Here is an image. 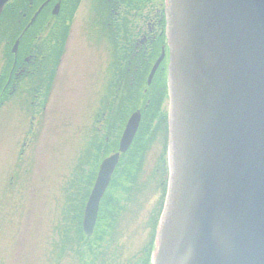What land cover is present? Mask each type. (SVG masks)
Here are the masks:
<instances>
[{
	"label": "flooded vegetation",
	"instance_id": "1",
	"mask_svg": "<svg viewBox=\"0 0 264 264\" xmlns=\"http://www.w3.org/2000/svg\"><path fill=\"white\" fill-rule=\"evenodd\" d=\"M46 1L22 0L25 7L36 8L29 17L24 12L23 30ZM82 1L48 0L28 30L34 25L36 29L28 37H24L28 31L23 36L21 33L13 36L12 47L1 54L0 135L4 136L2 140L6 143L3 158H17L10 173L7 169L9 164L1 171L2 179H22L23 182L53 179L50 165L57 150L63 149L69 171L64 175L65 211L69 216H75V228L81 244L96 241L94 252L98 248L102 258L100 264H105L109 258V255L105 256L106 244H110L111 233L122 213L127 211L132 199L142 193L145 184L149 187L156 182L159 194L146 224L145 244L125 263L153 264L169 184L168 0H91L93 17L89 29L97 30L101 45L105 43L102 42L105 40L103 30L108 32L101 55L107 57L106 71L111 80L104 94V71L99 69L98 74L95 73L96 80L92 84L96 92L90 97L96 98L98 108L90 124L86 123L85 114L81 122L74 120L69 106L73 93L71 36ZM139 17L146 27L136 25ZM46 27L48 31H43ZM18 38L19 45L14 51ZM163 52L164 58L149 83L152 68ZM153 56H157L154 61L151 59ZM86 66L89 67V63ZM84 83L88 82L84 80ZM88 86L83 98L88 96ZM125 100L128 102L126 113L122 106ZM136 112L140 113L139 128L126 152L120 153L110 183L100 200L94 231L88 235L84 231L83 219L101 165L120 151L123 132ZM159 131L163 135L165 153L160 156L152 179L140 183L150 142ZM140 141L145 146H138ZM76 146L77 153L72 155ZM141 148L142 156L139 155L136 163L132 164L138 166L137 172L127 175L128 162L139 154ZM155 176L159 178L154 179ZM19 195L27 199L24 192ZM28 196L31 200L36 193ZM87 250L86 247L85 252Z\"/></svg>",
	"mask_w": 264,
	"mask_h": 264
},
{
	"label": "water",
	"instance_id": "2",
	"mask_svg": "<svg viewBox=\"0 0 264 264\" xmlns=\"http://www.w3.org/2000/svg\"><path fill=\"white\" fill-rule=\"evenodd\" d=\"M167 12L169 184L153 264H264V0H168ZM139 124L136 112L101 165L88 235Z\"/></svg>",
	"mask_w": 264,
	"mask_h": 264
},
{
	"label": "rangeland",
	"instance_id": "3",
	"mask_svg": "<svg viewBox=\"0 0 264 264\" xmlns=\"http://www.w3.org/2000/svg\"><path fill=\"white\" fill-rule=\"evenodd\" d=\"M91 5V0L82 1L73 24L71 36L73 93L72 103H69L74 120L81 122V117L85 114L88 124L93 122L92 118L98 108L96 98L90 97L96 92L92 84L96 80L95 73L98 74L99 69L104 71V94L108 91L111 80V75L106 71L107 57L101 55V50L106 46V39L109 37L106 34L108 32L103 30L105 40L102 42L105 43L101 45V40L96 35L97 30L89 29L93 17ZM137 19L136 25L146 27L140 17ZM11 28L8 21L0 22V57L12 47L15 37L18 36ZM46 30L48 31V27L43 31ZM83 59L87 61L83 63ZM87 63L89 67L86 66ZM84 80L88 83H84ZM87 84L88 96L83 98ZM165 105H169L168 101ZM2 139L4 136L0 135V264H100L102 258L99 257L98 248L96 252H92L89 247L83 255L78 254V249L87 245L81 244L75 228L77 224L75 216H69L65 211L64 175L69 171L64 162V150H57L53 156V164L50 165L53 179H28L24 182L22 179H2L4 176L1 171L9 164L7 169L10 173L17 163L16 157L12 160L3 158L6 143ZM76 150L77 146L72 155L77 153ZM164 153V139L159 131L150 142L140 173V183H145L152 174L154 175L155 167ZM144 186L142 193L136 195L127 211L122 213L123 216L111 233L110 244H106L105 256L109 255V258L105 264H125L145 244L146 224L153 212L159 189L156 182L149 187L146 184ZM21 192L26 194L27 199L20 197ZM29 193H36V197H31L30 200Z\"/></svg>",
	"mask_w": 264,
	"mask_h": 264
},
{
	"label": "trees",
	"instance_id": "4",
	"mask_svg": "<svg viewBox=\"0 0 264 264\" xmlns=\"http://www.w3.org/2000/svg\"><path fill=\"white\" fill-rule=\"evenodd\" d=\"M36 8H30V7H25L23 4H22V0H13L11 3H9L7 5V7L5 8L3 14L1 15L0 17V22H5V21H8L9 24H11L12 28H11V31H14L16 33V35H19L22 31H23V14L24 12H27V17L30 16V14H32L34 12ZM42 17V15H41ZM36 29V26L34 25L26 34L24 37H28L27 35L31 32H33L34 30ZM157 56H153L151 59L152 61H154L156 59ZM128 102L125 100L122 102V106H123V112H127V107H125V105L127 104ZM155 107H157V102L155 104ZM154 107V109H155ZM153 109V110H154ZM124 113V114H125ZM143 144V141H140L138 143V146L140 147H143L145 145H142ZM142 152H143V148H141L139 150V154H137V156L132 159L131 161L128 162V165L126 167V174L127 175H132V174H135V172H137L138 170V166L137 165H132L133 163H136V161L138 160V156H142ZM132 165V166H131ZM131 166V167H130ZM90 247V250L92 252H94L96 250V241L94 242H89L88 241V244H87V248ZM85 248L86 247H80L78 250V254L80 255H83V252H85ZM98 254V253H97Z\"/></svg>",
	"mask_w": 264,
	"mask_h": 264
}]
</instances>
